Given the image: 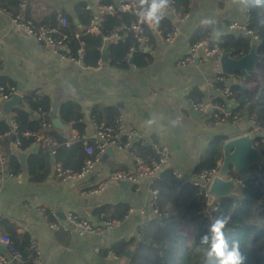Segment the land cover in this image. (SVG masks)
<instances>
[{
  "label": "crops",
  "instance_id": "1",
  "mask_svg": "<svg viewBox=\"0 0 264 264\" xmlns=\"http://www.w3.org/2000/svg\"><path fill=\"white\" fill-rule=\"evenodd\" d=\"M79 1L22 0L21 7L28 9L33 22H41L71 12ZM202 20L212 23L205 25ZM247 20L246 6L236 0H189L188 16L179 25V34L174 41L166 43L155 33L156 40L143 46L152 56L148 66L138 68L130 63L116 68L101 61L97 68L84 69L64 59L60 53L39 46L34 37L14 25L9 12L0 8V76L13 82L14 93L21 95L22 103L31 93L48 96L52 106L57 107V116L61 102H78L85 115L84 135L88 139L95 133L94 119L90 117L92 107L95 104L117 107L128 124L140 130L151 144L166 150L165 167L173 168L185 180L196 179L193 168L210 149L212 140L218 135L234 137L243 130L239 126L207 125L203 115H197L188 103L191 95L196 96L195 99L214 95L209 81L220 71L215 61L202 58L197 63L178 66L177 60L188 52L190 38L196 29L210 26L211 34L218 39L227 34L226 26L230 21ZM74 21L78 23L76 17ZM236 77L231 79L229 76L227 83L231 86L237 81ZM11 116L12 111L9 114L3 112L1 102L0 120ZM65 128L69 137L76 133L72 126ZM11 146L15 151L25 153L26 164L29 152L16 148L14 142ZM132 166L133 161L126 151L113 149L104 162L100 161L87 176L78 180L58 179L54 168L40 181L30 178L26 171L18 178L3 175L0 220L14 225L19 232L28 233L32 241L37 242L40 264H129L124 253L115 258L107 252L114 244L138 237L143 217L137 211L127 214L120 225L106 231V235L105 232L78 235L66 216L72 213L76 218L97 223L99 217L94 209L105 203L125 202L129 209H147L151 196L145 188L135 190L130 184L123 188L118 182H109L98 193L88 192L108 170H129ZM254 173L255 176L263 175L264 166L256 168ZM39 206L54 209L55 215L39 213L36 210ZM47 221L60 227H49ZM0 231L6 233L1 223ZM128 248L132 254L133 247Z\"/></svg>",
  "mask_w": 264,
  "mask_h": 264
},
{
  "label": "trees",
  "instance_id": "2",
  "mask_svg": "<svg viewBox=\"0 0 264 264\" xmlns=\"http://www.w3.org/2000/svg\"><path fill=\"white\" fill-rule=\"evenodd\" d=\"M22 0H0V8L9 12L12 17L22 14L25 19L31 18L27 8L21 7ZM89 2L79 1L71 12L59 16L45 18L41 22L56 25L58 18L63 16L67 25L61 30L66 34L65 45L70 52L81 50L78 56L83 64L96 67L101 62V53L104 47L107 50V62L110 66L123 68L126 64L125 56L131 52L132 65L138 68L148 66L152 61L150 52L143 48L139 37L146 39V44L156 40L155 32L143 24V32L137 34L131 30L117 29L121 24L130 26L135 23L136 16L131 11H124L115 5L114 0H102V5L113 4L114 9L107 12L94 11L88 8ZM181 14L188 13L189 0H171V5ZM248 15L247 25L254 32L257 42V53L261 55L256 64V70L247 77L241 74L222 76L237 81L231 84V94L227 100L231 101V113L234 116H243L246 119H256L264 126V6H246ZM99 15L102 19L99 31L86 32V26ZM78 19V23L74 18ZM34 23L33 25H35ZM162 35L172 29L168 16L161 20L157 27ZM212 27L198 28L193 32L190 43L201 40ZM117 31L118 37L105 40L111 33ZM76 35L78 37H76ZM221 53L230 52L233 58H240L249 51L250 40L237 34H223L217 39ZM217 55L211 58L215 60ZM1 69V67H0ZM9 84H7V82ZM219 88L223 83L217 84ZM13 82L0 76L1 95L12 96ZM191 98L196 96L191 95ZM1 106V102H0ZM52 103L48 96L31 93L24 98L23 106L12 110L10 119L0 120L1 145L6 159L8 174H21L26 171L33 180L40 181L52 171L55 164L63 170L77 172L88 158L83 140H70L68 131L56 128L51 122ZM120 114L117 107L112 105L95 104L90 117L98 123L110 125ZM58 117L65 126H72L76 134L81 137L86 128L85 115L80 104L73 100H66L58 106ZM15 123L16 129L12 127ZM44 124L48 125L43 128ZM48 133L55 145L36 147L32 145L33 139L25 136L28 131L42 130ZM18 137L20 149L29 152L26 168L21 167L18 151L12 145ZM228 136L218 135L209 150L200 157L193 168V175L198 177L204 170L215 168L221 159L222 140ZM92 140L89 139V142ZM132 150L146 159L156 158L157 155L150 146L134 144ZM194 177V178H195ZM183 178L176 176L173 168L165 167L153 184L156 196L153 207L156 208L155 218L148 221L140 230L138 237L128 241L119 242L109 248L116 255H121L128 247H133L129 264H218L215 258L209 260L206 255V246L200 245V237L207 231L211 219L219 216L229 217L224 232L229 245L239 241L240 251L246 257L245 264H264V187L255 183L254 178L244 181L237 194L223 197L212 204L211 217L202 213L209 208L208 199L203 195L199 185H192L189 181L182 183ZM129 205L125 202L105 203L94 209L95 214L102 219L122 220ZM1 226L6 228V235L10 238L11 250H7L4 257L9 264H34L36 253L31 248L32 239L26 232L5 221L0 220ZM2 232V231H1Z\"/></svg>",
  "mask_w": 264,
  "mask_h": 264
},
{
  "label": "built area",
  "instance_id": "3",
  "mask_svg": "<svg viewBox=\"0 0 264 264\" xmlns=\"http://www.w3.org/2000/svg\"><path fill=\"white\" fill-rule=\"evenodd\" d=\"M101 1L102 0H92L91 2H89L88 8H95V11H97V13L112 11L114 9L113 4L102 5ZM115 5L121 10L131 11L136 16L135 23L131 24L130 26L121 24L117 29L128 31L131 30L137 34H141L143 32V23H141L138 16L136 15L135 0H115ZM166 16L170 18L172 26V29L169 32L162 35V32L157 27L155 29H151L155 33L159 34L161 39L166 43H172L179 34V25L187 18L188 13L181 14L173 6H170L169 13ZM12 19L14 25L24 34L34 37L39 46L48 48L53 52L60 53L64 59L71 61V63H74L81 68H95L83 64L81 59L78 57L81 53L80 49L75 53H72L69 51V49L66 48V34L61 30L64 26L67 25V20L65 17L60 16L56 25H50L46 22H33L32 20L30 21L29 19H25L22 14H19L16 17H12ZM101 21V17L97 14L95 18L86 26L85 31L90 33L98 32ZM34 23L36 24L33 25ZM226 33H240L243 37H249L251 41H256V36L254 35V32L248 27L247 22L230 21L226 26ZM76 37L78 36L76 35ZM117 37L118 32L114 31L111 32L105 40H112ZM138 40L143 44V46H146V39L144 37H139ZM220 54L221 51L219 49V46L217 45V39L211 34V32H207L201 40L190 45L188 52L182 58L177 60V65L186 66L194 63L195 59L200 61L202 58H211L212 56L217 55L214 61L216 65L219 66L218 58ZM130 60H132L131 52L127 53L125 56L126 64L132 63V61ZM99 64L100 62L98 63V65ZM97 67L98 66H96V68ZM222 75L223 73L219 71V73L209 81V83L212 84L214 95L206 99L189 98L188 103L190 107L203 115L204 121L207 125H231L234 127H238L239 124L245 123L249 128L247 132L253 133L255 135L254 144L259 146V148H261L264 152V126H262L256 119H246L243 116L237 117L235 115H232V104L228 103L227 100L228 96L231 94V89L229 83H227L226 78ZM218 82L223 83L224 86L222 88H219L217 86ZM1 97L4 100H8L10 98V96L7 95H1ZM93 125L95 128V133L94 137L91 139V142H89V139L85 135L79 137L75 133L70 137V140H79L81 138L84 142L85 152L88 155V158L84 161L81 169L77 172H71L70 170H63L60 165L55 164L53 167L55 177L61 180L82 179L87 176L90 171L100 162L101 157L108 148L126 151L133 161L132 169L108 170L105 175H103V177L88 190V192L98 193L106 186L107 183H119V181H128L135 190L145 188L151 196V201L148 208H130L125 215L126 217L127 214L133 211H137L138 214L143 217V222L139 226V230L137 232V236H139L140 230L149 221V215H156L157 212L156 208L153 207V200L156 196V191L152 187L154 182L158 179L161 171L167 165L168 156L166 150L164 148H158L156 145L151 144L146 136L140 132V130L125 121L121 113L115 117L110 125L98 123L96 120H93ZM12 127L14 130L16 129L15 123H12ZM47 127L48 125L44 124L43 128L45 129ZM44 129L37 131H28L25 132L24 135L32 138V145L36 147L38 145L48 147L55 145L54 140L48 133L44 131ZM242 133H245V131H242ZM1 139L2 134H0V181L3 179V175H7V177L10 178H18L20 174H8L6 171V159L2 151ZM226 140L227 139L222 140V143H224ZM13 142L14 146L20 149V142L18 137H16ZM134 144H138L141 146H150L157 157L146 159L143 156L138 155L135 151L132 150ZM220 160L217 161L215 168L211 170H204L196 179H183L182 181V183L189 181L192 185H199L202 188L203 195L208 199L207 202L209 208H205L202 212L207 218L211 217L212 210L215 209V206L212 203L216 201H212L209 199L207 188L212 176L217 172ZM175 173L177 177L182 178L179 173ZM232 178L239 184L240 187L244 185V181L246 180L244 178H238L236 176H233ZM254 181L255 183H261L264 187V174H258L257 176H255ZM36 210L44 215H55L54 209L46 210L42 206H39L36 208ZM66 219L72 224V229H75V232L78 235H83L86 233L103 234L105 231L116 228L121 223V220L117 219H102L97 223H93L86 218H76L72 213L67 214ZM47 224L49 227H60V225L50 221H47ZM65 229L69 228L66 227ZM10 242L11 241L9 236L0 231V244H2L7 250L12 251ZM31 248L36 253L34 264H40V250L37 242L32 241ZM107 253L112 257H118L112 250L108 249ZM0 264H9V260L5 258L1 253Z\"/></svg>",
  "mask_w": 264,
  "mask_h": 264
},
{
  "label": "water",
  "instance_id": "4",
  "mask_svg": "<svg viewBox=\"0 0 264 264\" xmlns=\"http://www.w3.org/2000/svg\"><path fill=\"white\" fill-rule=\"evenodd\" d=\"M93 10L95 11L96 9L93 8ZM237 35L242 36L240 33ZM246 38L249 39V37ZM257 45L258 44L256 41L250 40L249 51L240 58H233L230 55V52L221 53L218 58L220 72L226 75L241 74L243 77H247L251 72H254L256 70L257 62L261 59V55L257 53ZM106 60L107 50L106 47H104L101 53V61L105 62ZM197 62L198 60L195 59L194 63ZM21 100V95L18 93H13V95L8 100H4L2 97H0L3 112L5 114H9L17 105L23 106ZM56 112L57 107L52 106V125L56 128L65 130V125L56 115ZM194 112L199 115V112ZM85 114L87 119H89L88 111H86ZM239 128L245 131V133L230 137L222 144L219 167L216 174L212 176L207 188L208 197L212 201L219 200L223 197L231 196L239 192L240 186L235 180H233V176L244 179L254 178L256 175L254 170L264 166V152L261 148H259V146L254 144L255 135L253 133L247 132L249 128L246 127L245 123L239 124ZM112 152L113 149L108 148L101 157L100 161L104 162L107 156ZM17 155L21 162V167L25 168V153L18 152ZM5 176L7 177V175ZM119 185L123 188H127L129 186V182L119 181ZM58 215L61 218L65 217L63 214ZM154 218L155 215L150 214L148 220L150 221ZM104 234L106 235L107 232L105 231ZM0 252L6 253V248L2 244H0ZM124 255L127 258H130L131 250L126 249Z\"/></svg>",
  "mask_w": 264,
  "mask_h": 264
},
{
  "label": "clouds",
  "instance_id": "5",
  "mask_svg": "<svg viewBox=\"0 0 264 264\" xmlns=\"http://www.w3.org/2000/svg\"><path fill=\"white\" fill-rule=\"evenodd\" d=\"M245 6H264V0H236ZM171 0H135V12L141 23L155 29L169 13ZM202 24H211L210 20H202ZM229 217L219 216L211 219L207 231L200 237V245L206 246L209 260L215 258L218 264H245L246 257L241 253L239 241L229 245L224 229Z\"/></svg>",
  "mask_w": 264,
  "mask_h": 264
}]
</instances>
